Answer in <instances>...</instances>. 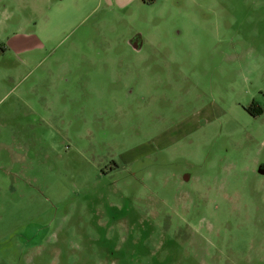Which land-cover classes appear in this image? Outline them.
<instances>
[{
    "label": "rangeland",
    "instance_id": "obj_1",
    "mask_svg": "<svg viewBox=\"0 0 264 264\" xmlns=\"http://www.w3.org/2000/svg\"><path fill=\"white\" fill-rule=\"evenodd\" d=\"M0 46V264H264V0H0Z\"/></svg>",
    "mask_w": 264,
    "mask_h": 264
},
{
    "label": "crops",
    "instance_id": "obj_2",
    "mask_svg": "<svg viewBox=\"0 0 264 264\" xmlns=\"http://www.w3.org/2000/svg\"><path fill=\"white\" fill-rule=\"evenodd\" d=\"M24 41H25V40H24ZM138 41H139V42L142 41L141 38H139ZM25 43H26V41H25ZM141 43H142V42H141ZM138 49H139V48H137V50H138ZM6 53H7V51H4V50L2 49V47L0 46V58H1L2 55L6 54Z\"/></svg>",
    "mask_w": 264,
    "mask_h": 264
},
{
    "label": "trees",
    "instance_id": "obj_3",
    "mask_svg": "<svg viewBox=\"0 0 264 264\" xmlns=\"http://www.w3.org/2000/svg\"><path fill=\"white\" fill-rule=\"evenodd\" d=\"M249 111L251 112L252 110H251V109H249Z\"/></svg>",
    "mask_w": 264,
    "mask_h": 264
}]
</instances>
